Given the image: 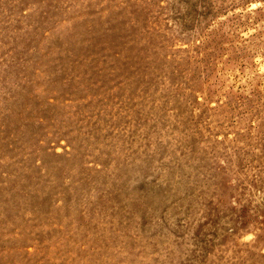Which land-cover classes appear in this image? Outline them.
Returning <instances> with one entry per match:
<instances>
[{"label":"rangeland","instance_id":"rangeland-1","mask_svg":"<svg viewBox=\"0 0 264 264\" xmlns=\"http://www.w3.org/2000/svg\"><path fill=\"white\" fill-rule=\"evenodd\" d=\"M0 264H264V0H0Z\"/></svg>","mask_w":264,"mask_h":264}]
</instances>
